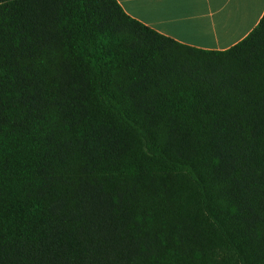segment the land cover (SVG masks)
I'll return each instance as SVG.
<instances>
[{
  "label": "trees",
  "instance_id": "obj_1",
  "mask_svg": "<svg viewBox=\"0 0 264 264\" xmlns=\"http://www.w3.org/2000/svg\"><path fill=\"white\" fill-rule=\"evenodd\" d=\"M0 264H264V17L210 51L0 0Z\"/></svg>",
  "mask_w": 264,
  "mask_h": 264
},
{
  "label": "crops",
  "instance_id": "obj_2",
  "mask_svg": "<svg viewBox=\"0 0 264 264\" xmlns=\"http://www.w3.org/2000/svg\"><path fill=\"white\" fill-rule=\"evenodd\" d=\"M132 18L175 41L226 51L264 17V0H116Z\"/></svg>",
  "mask_w": 264,
  "mask_h": 264
}]
</instances>
